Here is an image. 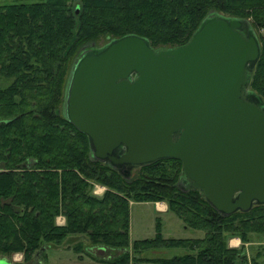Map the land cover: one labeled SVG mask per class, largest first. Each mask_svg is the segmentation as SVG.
Returning a JSON list of instances; mask_svg holds the SVG:
<instances>
[{"label": "trees", "instance_id": "1", "mask_svg": "<svg viewBox=\"0 0 264 264\" xmlns=\"http://www.w3.org/2000/svg\"><path fill=\"white\" fill-rule=\"evenodd\" d=\"M210 11L246 20L259 43L248 89L264 103V0H39L0 4V257L19 252L29 261L69 235L72 251L108 264H264L241 243L264 234V205L229 215L216 212L181 182L180 162L161 159L121 171L89 155L87 138L61 112L73 58L82 49L125 34L153 49L184 44ZM88 43H91L88 45ZM104 187L100 195L92 187ZM182 185L183 187L179 186ZM165 201L183 228L200 237L154 235L129 241L133 202ZM62 216L63 224L55 222ZM180 248V254L148 252Z\"/></svg>", "mask_w": 264, "mask_h": 264}, {"label": "water", "instance_id": "2", "mask_svg": "<svg viewBox=\"0 0 264 264\" xmlns=\"http://www.w3.org/2000/svg\"><path fill=\"white\" fill-rule=\"evenodd\" d=\"M258 55L249 23L215 11L179 46L125 34L73 58L61 112L92 159L118 171L177 159L216 212H244L264 205V103L248 89Z\"/></svg>", "mask_w": 264, "mask_h": 264}, {"label": "rangeland", "instance_id": "3", "mask_svg": "<svg viewBox=\"0 0 264 264\" xmlns=\"http://www.w3.org/2000/svg\"><path fill=\"white\" fill-rule=\"evenodd\" d=\"M39 0H0V4L5 3H18V2H32ZM103 43V38L99 37L94 43L93 47L101 46ZM91 43H88L90 45ZM5 80L0 77V85L5 84ZM99 186V188H98ZM180 187H183L179 184ZM103 187L98 184H94L92 187V193L97 195L99 189ZM97 188V189H96ZM104 190V189H103ZM100 195V194H98ZM152 201L144 202H133L129 205L128 214V238L129 241L149 238L154 235V225L159 222L160 235L164 238H194L200 237L202 232L199 230H192L188 228H183L181 221L172 213H156L153 210ZM161 202L165 204V210H167V204L165 201H154L152 203ZM55 222L63 224L64 219L62 216L58 215L55 217ZM78 238L81 240L80 236L69 235L63 242L57 246H51L45 249V261L43 262L39 254L33 255L29 261H23L22 255L19 252L6 255L5 258L9 264H108L104 261L95 260L92 255H95V249H85L87 252L75 253L72 251L71 246L73 245L72 240ZM230 240V241H229ZM82 241V240H81ZM230 242L234 248L241 247L245 255L248 258L256 257L259 262L264 261V234L250 233L248 234V240L241 243L237 237H229L227 243ZM182 250L180 248H170L166 250L159 251H149L148 257L156 256H170L173 254H180ZM108 254V251H103L101 255ZM100 255V256H101ZM139 264H156L154 262H144Z\"/></svg>", "mask_w": 264, "mask_h": 264}, {"label": "crops", "instance_id": "4", "mask_svg": "<svg viewBox=\"0 0 264 264\" xmlns=\"http://www.w3.org/2000/svg\"><path fill=\"white\" fill-rule=\"evenodd\" d=\"M98 188H99V186H98ZM97 189V188H96ZM103 189H104V187H101L100 189H99V193H96L97 195L98 194H101L102 193V191H103ZM93 192V191H92ZM151 205H152V207H153V210L156 212V213H167L168 211L167 210H165V204L164 203H161V202H156V203H150ZM57 224H60V223H57ZM230 241V240H229ZM227 245L230 247V246H232L231 244H230V242H228L227 243Z\"/></svg>", "mask_w": 264, "mask_h": 264}, {"label": "flooded vegetation", "instance_id": "5", "mask_svg": "<svg viewBox=\"0 0 264 264\" xmlns=\"http://www.w3.org/2000/svg\"><path fill=\"white\" fill-rule=\"evenodd\" d=\"M86 49H88V48H86Z\"/></svg>", "mask_w": 264, "mask_h": 264}]
</instances>
